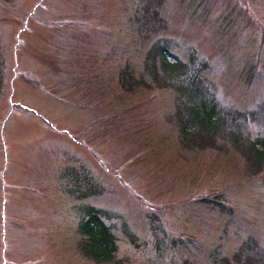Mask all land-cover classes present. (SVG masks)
<instances>
[{
    "label": "rangeland",
    "instance_id": "obj_1",
    "mask_svg": "<svg viewBox=\"0 0 264 264\" xmlns=\"http://www.w3.org/2000/svg\"><path fill=\"white\" fill-rule=\"evenodd\" d=\"M259 139L264 0H0V264H264Z\"/></svg>",
    "mask_w": 264,
    "mask_h": 264
},
{
    "label": "trees",
    "instance_id": "obj_2",
    "mask_svg": "<svg viewBox=\"0 0 264 264\" xmlns=\"http://www.w3.org/2000/svg\"><path fill=\"white\" fill-rule=\"evenodd\" d=\"M153 56L155 57V53ZM156 56H158L161 67L165 71L168 70L172 73L182 74L181 72L186 70V68H184L185 67L184 64L179 63V61H177L176 59L171 60L168 57V53L164 47L159 48V51L156 53ZM192 78L198 79L196 78L195 75H193ZM192 82L187 85V90L189 91V93H192L193 91V88L190 85L192 84ZM210 112L211 114L214 113L213 107L210 109ZM194 120L196 121L195 124H192V122H185L184 124L185 126L182 129H180L183 137L190 135L189 132L190 129L188 128V125H190L191 128L198 129L199 132H203V134L205 135L213 137L215 130L212 131L211 124L199 122L197 118ZM205 127L207 128L206 130ZM200 128H204V129H200ZM209 147L214 148L213 145H210ZM247 153L251 154L250 157H252L253 160L257 162V171L262 170L261 163L264 162V139H259L256 140V142H253L250 145V150ZM210 203L213 204L214 206L216 205L220 208H223V205H219L218 202H216L218 204H216L213 201H210ZM85 215L87 216L86 220H83L78 228L79 233L83 235L85 238H87V240L81 244V249L83 253L87 257L97 262L113 261L114 255L116 253L115 237L109 231L108 227L104 224L102 220L105 214L100 210L90 208L87 211V214Z\"/></svg>",
    "mask_w": 264,
    "mask_h": 264
}]
</instances>
